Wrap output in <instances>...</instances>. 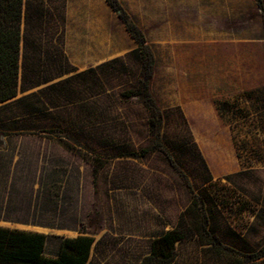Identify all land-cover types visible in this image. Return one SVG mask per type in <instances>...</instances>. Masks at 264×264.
I'll return each mask as SVG.
<instances>
[{
    "label": "rangeland",
    "instance_id": "rangeland-1",
    "mask_svg": "<svg viewBox=\"0 0 264 264\" xmlns=\"http://www.w3.org/2000/svg\"><path fill=\"white\" fill-rule=\"evenodd\" d=\"M118 1L154 56L159 139L126 94L136 62L112 63L136 44L106 2L25 0L18 92L0 104V227L46 234L48 258L89 236L86 264H141L181 214L201 212L205 232L171 264H259L264 151L257 160L252 128L233 131L213 103L264 86V48H225Z\"/></svg>",
    "mask_w": 264,
    "mask_h": 264
},
{
    "label": "trees",
    "instance_id": "trees-1",
    "mask_svg": "<svg viewBox=\"0 0 264 264\" xmlns=\"http://www.w3.org/2000/svg\"><path fill=\"white\" fill-rule=\"evenodd\" d=\"M109 8L123 23L126 32L136 44L134 50L123 60H113L112 63L134 60L137 64L135 84L129 90L128 97L136 98L147 112L146 125L152 135L159 139L161 114L157 102L151 92L154 56L145 40L143 31L129 18L118 0H104ZM261 10L264 24V0H255ZM25 0H0V104L13 99L18 92L19 58L23 41L22 21ZM261 47L264 43L229 44L225 48ZM89 69L87 72H91ZM214 108L218 117L224 123L236 122L231 127L234 130L252 128L251 148L261 160L264 151V86L245 90L227 99L215 100ZM167 153L166 146L160 145ZM236 148V143H235ZM237 151V157L241 155ZM199 212V211H198ZM202 217V218H201ZM203 213L192 215L181 214L176 226L159 237L151 244L150 253L141 264H171L174 260V247L177 243L191 239L199 231L205 232ZM47 235L27 232L17 229L0 227V264H86L94 239L89 236L63 238L60 241L58 254L55 258L45 256ZM262 259L264 264V247L254 260Z\"/></svg>",
    "mask_w": 264,
    "mask_h": 264
},
{
    "label": "crops",
    "instance_id": "crops-1",
    "mask_svg": "<svg viewBox=\"0 0 264 264\" xmlns=\"http://www.w3.org/2000/svg\"><path fill=\"white\" fill-rule=\"evenodd\" d=\"M142 13L165 15L164 20L178 26V31L211 33L207 38L223 45L264 42V24L255 0H142Z\"/></svg>",
    "mask_w": 264,
    "mask_h": 264
}]
</instances>
